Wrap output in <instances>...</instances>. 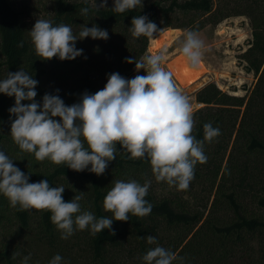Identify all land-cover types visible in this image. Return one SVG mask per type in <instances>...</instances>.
Masks as SVG:
<instances>
[{"label":"trees","instance_id":"trees-1","mask_svg":"<svg viewBox=\"0 0 264 264\" xmlns=\"http://www.w3.org/2000/svg\"><path fill=\"white\" fill-rule=\"evenodd\" d=\"M53 3V14L48 20L54 26L61 23L71 26L78 39L75 46L83 50L82 55L74 60L61 61L58 57L41 60L31 43L24 11L17 9L12 0H0V80L6 78L8 72L15 73L22 68L38 81L37 102H42L48 93L59 95L67 106L78 103L85 91L95 94L102 90L111 73L126 77L128 70L135 67V63L126 60H139L145 54L149 38L131 35L129 28L133 17L146 15L162 31L177 28L179 20L175 17L179 14L190 21L209 15L217 22L231 15H244L249 19L252 41L244 57L247 70L254 74L257 82L250 94L242 97L223 94L213 84L198 92L196 100L203 107L193 113L195 127L192 134L197 140H203L206 123L219 128L221 134L211 143H204L207 162L197 163L194 179L189 188L182 191L192 198V189L199 186L207 189L214 195L212 208L233 213L229 224L217 226L204 216V210L193 209L180 195L158 196L150 185L145 197L152 204L149 215L141 218L129 214L126 222L113 220L111 229H105L95 237L89 230L77 231L87 237L86 264H111L108 262L110 253L124 251L128 242L136 247L137 264H144L143 256L159 245L177 255L173 264H197L195 258L200 257L205 264H221L248 243L247 240L255 241L258 246V260L251 264H264V0H250L248 4L228 8L214 4V0H147L142 8L123 14L112 11L113 2L99 10L86 0H54ZM83 7H89L87 15H81ZM203 21L198 20L193 25L201 27ZM93 24L107 30L109 38L79 40L81 25L92 27ZM21 42L22 47L19 46ZM52 78L57 79L59 85L46 87L45 83ZM14 104V96L0 93V151L8 142V134L11 135V123L16 117L10 116L8 110ZM117 147L116 159L99 176L87 169L76 172L66 165L38 161L34 154L20 149L22 153L17 156L19 151L16 152L14 158L19 161L16 167L29 176V183L47 179L50 186L63 187L65 202H70L74 196H82L81 210L100 218L112 215L104 211L103 201L115 181L136 180L141 185L145 181L160 183L147 160L130 159V154ZM243 194L250 195V201L255 203L258 211L243 207ZM50 217L48 211H20L18 207L10 206L8 199L0 194V264H19L21 249L16 242L28 236L56 249L52 258L57 254L61 256L67 239H61ZM202 232L203 236L199 237ZM163 233L173 236L162 240L159 236ZM148 235L156 238V244L147 243Z\"/></svg>","mask_w":264,"mask_h":264},{"label":"clouds","instance_id":"clouds-1","mask_svg":"<svg viewBox=\"0 0 264 264\" xmlns=\"http://www.w3.org/2000/svg\"><path fill=\"white\" fill-rule=\"evenodd\" d=\"M106 5L107 0H101L99 5L95 4V9ZM113 5L112 11L123 14L142 8V0H113ZM89 11V7L80 9L81 15ZM129 31L134 38L151 39L162 30L142 15L132 18ZM29 34L35 54L41 60L54 57L61 61L74 60L83 53L76 48L78 39L69 25L54 26L49 20L37 19ZM87 37L107 40L109 35L95 24L92 27L81 25L79 40ZM178 45L188 65L198 67L205 47L198 34L187 30ZM19 46H23L22 42ZM166 56L167 48H164L139 60L127 59V63H135L137 73L143 69L146 74L126 79L119 73H111L102 90L95 94L85 91L80 101L71 106L65 105L59 95L48 93L42 103L37 102L38 81L22 68L15 73L8 72L6 78L0 80V93L15 97L14 106L8 110L10 116L16 117L11 123L13 142L22 152L34 154L38 161L66 165L76 172L87 169L98 176L116 159L119 146L130 154V159L147 160L158 182L186 191L194 179L197 163L207 162L204 143H211L221 133L219 128L206 123L203 140H197L192 134L193 109L189 98L177 89L172 73L162 67ZM13 161L0 151V194L20 211L50 212L51 222L61 239L69 238L77 230H89L95 237L111 229L113 220L126 222L129 214L143 218L152 211V204L145 199L151 181L143 185L136 180L115 181L103 201L104 211L112 215L97 218L92 212L81 210L82 196L65 202L63 187H52L47 179L29 183V176ZM146 240L148 244L157 242L152 235ZM29 259L30 256L24 257V264ZM62 259L57 254L49 264H61ZM142 259L144 264H173L178 257L157 246L148 250Z\"/></svg>","mask_w":264,"mask_h":264},{"label":"rangeland","instance_id":"rangeland-1","mask_svg":"<svg viewBox=\"0 0 264 264\" xmlns=\"http://www.w3.org/2000/svg\"><path fill=\"white\" fill-rule=\"evenodd\" d=\"M86 1L93 7H95L96 3L99 5L101 2V0ZM12 2L17 9L24 11L29 31L34 27L37 19L48 20L53 14L54 0H12ZM112 2L113 0H107V5H110ZM249 2L250 0H214V4H221L227 8L237 4H248ZM145 4H147V0H142V6ZM175 18L179 20V26L182 27L178 26L177 28L164 29L159 36L149 39L148 47L142 57L167 48L166 60L162 67L172 73L177 89L189 98L193 113L203 107L197 103L196 98L198 92L208 85L213 84L221 93L230 96L242 97L247 93L250 94L252 89H254L257 78L247 70L248 65L244 57V52L248 49L252 41L249 19L244 15H231L217 22L216 19L209 15L201 16L195 21H190L182 14H179ZM198 20H204L201 27L193 25ZM187 30L195 31L204 41L205 45L203 58L196 68L190 67L178 50V40L183 37ZM167 31H171L172 34L169 40L165 41L161 48L154 49L151 44L152 40L155 38L162 41V36ZM132 41L134 40L132 39ZM177 57L179 58L177 59ZM135 67L128 70L126 79L134 78L135 75L146 74L143 69L137 73ZM58 85L59 81L54 78L45 83V86L48 88ZM55 119L59 120V117ZM8 137V142L5 144L3 151L14 160L13 163L15 166H19V161L14 158V154L19 151V153H16L18 156L22 152H20L19 147L13 142L11 135L8 134ZM255 172L257 171L255 170ZM160 183H151V188L156 195L167 196L168 194L171 197H176V194L180 195L193 209L204 210V216L217 226L229 224L234 216L229 210L212 208L211 203L214 195L212 193L210 194L207 189H202V186L192 189L191 192L194 195L190 198L191 196L189 194L186 195L182 191H178L175 187L167 185L165 182ZM245 191L247 192V189ZM250 199V195L243 194V207L250 211H258L255 203L250 201ZM205 205L206 207L204 208ZM166 236L173 235L163 233L159 237L163 240ZM201 236H203V232L199 235V237ZM247 242L242 248H238L232 256L227 257L221 264H251V262L257 261L259 256L256 242L252 240H247ZM16 244L21 249L19 264H24V257L26 256H30L27 264H49L52 260L51 255L57 251L37 242L31 236L17 240ZM123 250H113L109 255L108 262L111 264H137L139 257L135 245L132 242H128ZM128 250L131 251L128 252ZM87 251V237L83 233L76 231L72 236L67 238L64 251L61 249V257L63 258L61 264H86ZM130 252H132V255H130ZM201 258H195V262L197 264H205L201 261Z\"/></svg>","mask_w":264,"mask_h":264},{"label":"bare ground","instance_id":"bare-ground-1","mask_svg":"<svg viewBox=\"0 0 264 264\" xmlns=\"http://www.w3.org/2000/svg\"><path fill=\"white\" fill-rule=\"evenodd\" d=\"M172 34H171V31H167L166 33H164V35L162 36V41H160V40H158V39H153L152 40V47L154 48V49H159V48H161L162 47V45H163V43L165 42V41H167V40H169V37L171 36ZM151 47V48H152ZM152 50V49H151Z\"/></svg>","mask_w":264,"mask_h":264},{"label":"crops","instance_id":"crops-1","mask_svg":"<svg viewBox=\"0 0 264 264\" xmlns=\"http://www.w3.org/2000/svg\"><path fill=\"white\" fill-rule=\"evenodd\" d=\"M179 57H177V59H178Z\"/></svg>","mask_w":264,"mask_h":264}]
</instances>
